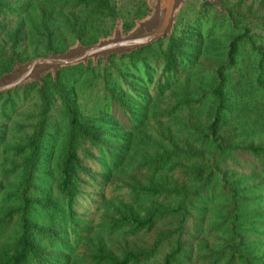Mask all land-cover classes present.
<instances>
[{
	"label": "trees",
	"instance_id": "trees-1",
	"mask_svg": "<svg viewBox=\"0 0 264 264\" xmlns=\"http://www.w3.org/2000/svg\"><path fill=\"white\" fill-rule=\"evenodd\" d=\"M194 1L178 13L169 37L0 93L1 98L35 88L41 101L31 131L11 148L21 156L13 164L15 177L0 176V264H68L78 234L92 227L74 209L89 174L79 150L106 146L107 138L113 146L105 156L106 177L120 176L126 195L110 199L116 204L99 235H136L169 219L175 225L173 240L159 264H178L190 204L217 197L219 183L216 193L227 210L211 227L223 239L207 251V264H256L245 251L240 226L245 212L255 206L253 225L264 231V199L255 196L264 189V178L248 185L258 175L253 168L227 182L230 168L222 170L224 176L216 169L244 153L264 171V43L251 33L264 29V0L248 6L244 0H219L224 10L199 0L200 9L183 23ZM114 7L110 0H0V75L17 62L61 52L76 39L95 42L120 15ZM127 14L122 16L124 27L129 26ZM27 51L31 57L24 56ZM210 59L215 65L207 68L203 62ZM97 81L101 88L93 100L95 113L85 116L77 91ZM54 100L60 102L61 128L49 124ZM257 134L261 140L253 141ZM56 148L53 167L50 156ZM38 181L46 187L54 183L57 197ZM156 245L127 248L117 256L101 244L85 259L90 264H141Z\"/></svg>",
	"mask_w": 264,
	"mask_h": 264
},
{
	"label": "rangeland",
	"instance_id": "rangeland-1",
	"mask_svg": "<svg viewBox=\"0 0 264 264\" xmlns=\"http://www.w3.org/2000/svg\"><path fill=\"white\" fill-rule=\"evenodd\" d=\"M110 1L114 4V9L120 16H125L131 11L139 12L141 10L139 0ZM225 1L231 4L236 0ZM253 1H255V5L259 2V0H244L243 4L248 6ZM199 9V0H195L187 9L183 23L186 22L188 16L192 17ZM109 25L110 20L106 18L105 26ZM255 32L259 34L256 36L264 43V29L254 28L251 30L252 34ZM20 46L23 48L26 47L24 43H21ZM29 52L30 51L24 53V56L29 57L30 55H25ZM203 63L207 64V68L215 65L213 59L205 60ZM243 72L247 75L246 68ZM100 88L97 81L93 83L92 86L78 89L80 110L85 116H93L95 113L92 108L93 100L96 98ZM11 105L13 106V110L9 111L8 108ZM40 105L41 101L35 88L27 90L26 92H18L0 98V128H4L0 138V176L3 177L8 175L11 178L15 177L17 170L13 164L20 162L21 156L15 155L11 148L19 143L21 144L31 131V126L35 123ZM4 108H6V112H3ZM113 112L114 115L116 114V116L120 117V114L116 112L115 109ZM119 122L124 123L123 119H120ZM49 124L50 126L57 125L60 128L62 127L59 100L52 101ZM109 134L113 135L114 133L110 131ZM261 136L262 135L257 134L251 138H254L253 141H259L262 138ZM104 142L106 146H92L88 153L79 150L82 164L89 171V174L83 177L82 191L75 202L74 209L80 218L91 220L92 227L90 232H88L86 228H82L81 232L78 234L77 238H79V241L75 246L74 255L71 256V259L68 258V264H90L85 258L101 244L104 245L106 250L111 251L117 256L127 248H150L157 244V248L152 257L141 264H159L163 255L170 249L169 242L173 240V236L170 232L175 225H173L169 219H164L156 223L150 230L136 235L123 236L121 233L99 235V232L103 231L101 226L102 223L107 220L108 214L114 210V204H116L110 201V199L126 195V187L123 186L124 182H121L120 176L116 175V173H112L111 176L106 177L105 156L112 153L113 144L109 138L104 140ZM58 153V148L51 153L50 165L53 167ZM218 166L216 172L223 176L224 173L222 170L225 169L226 166L230 168L226 171L228 172L227 174L230 175L225 173L227 182H236L241 173L250 174L253 168L258 171V175L256 178H253V180H250L248 185L259 181V178H264V171L257 167V160L248 154L239 153L235 155L234 158L225 159L218 164ZM40 173L42 175H47V171L44 169H41ZM217 178L218 180H222L221 176ZM38 185L43 187L44 190L49 191L52 196L57 197L54 183L46 187V185L43 186V184H41V181H38ZM219 189L221 188L219 183H217L214 195L217 197L195 199L190 204L189 214L183 224V235L181 238L183 253L178 264H207V251L221 244L223 236L211 227L215 224L214 221H220L225 217L224 213L227 210V205L221 202L222 198L216 193L221 191ZM36 193L40 196L43 195V193L39 191ZM255 196L264 199V189H262L261 192L257 191ZM104 204H108V206L105 207ZM260 205L264 206V204ZM255 209L257 210L255 206H252L250 210L245 212V215L241 219L242 224L240 226V233L245 243V251L256 264H259L264 262V231L260 228H255L253 225L257 217Z\"/></svg>",
	"mask_w": 264,
	"mask_h": 264
},
{
	"label": "water",
	"instance_id": "water-1",
	"mask_svg": "<svg viewBox=\"0 0 264 264\" xmlns=\"http://www.w3.org/2000/svg\"><path fill=\"white\" fill-rule=\"evenodd\" d=\"M142 4L139 13L131 11L126 19L129 26L124 27V18L114 17V23L106 35L95 42L84 44L78 39L61 52L51 51L22 62L15 63L10 70L0 75V93L10 92L31 82H40L45 74L56 77L65 67L96 63L106 60L110 55L121 56L154 42L171 36L177 15L191 0H139ZM215 4L219 10V0H202Z\"/></svg>",
	"mask_w": 264,
	"mask_h": 264
}]
</instances>
